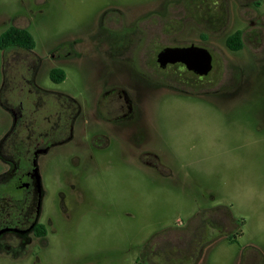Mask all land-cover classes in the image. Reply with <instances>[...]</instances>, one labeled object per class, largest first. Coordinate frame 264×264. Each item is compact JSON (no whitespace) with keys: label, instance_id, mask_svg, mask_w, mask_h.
I'll return each instance as SVG.
<instances>
[{"label":"rangeland","instance_id":"rangeland-1","mask_svg":"<svg viewBox=\"0 0 264 264\" xmlns=\"http://www.w3.org/2000/svg\"><path fill=\"white\" fill-rule=\"evenodd\" d=\"M149 1L0 0V15L12 18L40 7L42 24L34 19L29 31L35 55L43 58L68 41L76 42L71 64L61 65L66 81L54 84L49 68L39 82L47 91L69 94L85 111L90 108V115L98 88L96 75L84 71V52L97 34L98 21L110 8ZM224 1L230 12L223 13V24L215 26L202 17L201 28L217 34L211 45L224 52L216 55L207 79L212 86L205 83L195 97L159 90L142 101L150 146L170 175L145 166L140 153L127 148L124 134L108 126V149L92 156L86 144L91 134L78 136L79 129L55 159L41 161L46 190L42 217L60 218L57 181L68 178L74 157L85 169L82 179L92 202L80 210L83 214L59 221L64 229L49 236L48 249L10 235L8 264H145L143 258L150 264H264V0L254 15L242 7L253 0ZM190 3L181 0L179 7L167 8L170 43L179 23L186 42L198 39ZM254 19L259 24L253 32ZM239 29L247 35L245 47L232 52L224 41ZM1 58L0 53V88ZM209 87L214 93L206 92ZM2 137L0 133V177L10 170L1 155Z\"/></svg>","mask_w":264,"mask_h":264},{"label":"flooded vegetation","instance_id":"flooded-vegetation-1","mask_svg":"<svg viewBox=\"0 0 264 264\" xmlns=\"http://www.w3.org/2000/svg\"><path fill=\"white\" fill-rule=\"evenodd\" d=\"M180 1L159 0L154 4L150 0L145 5L128 9L115 7L104 13L98 21L97 34L86 48L88 51L84 52V71L96 75L94 86L98 88V97L90 115H86L90 108L85 111L69 94L47 91L39 82L41 73L49 68L50 80L54 84L60 85L66 81L61 65L71 64L76 42L74 45L68 41L52 49L43 58L34 53L36 42L33 49H27L17 36L20 30L30 32L34 19L42 24L40 7L31 9L29 14H17L12 18L0 15V53L3 64L0 88V133L3 136L1 155L10 166V170L0 177V264L9 263L10 235L37 242L36 245L26 243L28 246L48 249L49 236L64 229L59 227V221L70 218L74 213L83 214L80 210L92 202L87 197L89 186L82 179L85 169L81 160L74 157L70 169L66 170L68 178L61 183L57 181L58 197L61 199L60 218L57 222L52 217L43 220L46 190L41 161L43 158L48 161L55 159L56 152L64 149L79 129L78 136L86 135L87 138L91 134L86 144L92 156L108 149V126L113 128L114 133L124 134L127 148L139 152L145 166L163 176L170 175L168 168L150 146L147 122L142 117V101L159 90L176 97H195L201 93L202 87H207L205 83L209 86L212 84L207 79L215 69L216 55L223 56L224 52L215 51L211 45L217 34L207 27L201 28L202 17L205 22L218 26L226 21L223 20V13L229 15L230 12L229 7L225 8L224 0H191L190 6L195 9L196 23L200 29L197 32L198 39L186 42L185 37H181L182 25L179 23L178 32L172 37L178 35L170 43V30L165 15L169 6L179 7ZM262 6L260 0L242 5L251 15ZM258 24L257 19L250 21V29L254 32ZM158 28H161V36L157 33ZM10 32L13 35L5 37ZM238 32L241 33L243 46L235 52L244 49L247 35L240 29L225 39L227 49L230 50L228 39ZM192 46L204 48L211 54L213 68L207 76L188 70L183 63L161 66L159 55L164 50ZM56 74L61 75L59 80L55 79ZM211 89L209 87V91L205 90L208 94L214 93ZM148 246L144 251H148ZM142 262L150 264L148 259L143 258Z\"/></svg>","mask_w":264,"mask_h":264},{"label":"water","instance_id":"water-1","mask_svg":"<svg viewBox=\"0 0 264 264\" xmlns=\"http://www.w3.org/2000/svg\"><path fill=\"white\" fill-rule=\"evenodd\" d=\"M162 67L167 64L183 63L188 70L200 76H207L213 68V59L209 51L192 46L190 48H168L159 55Z\"/></svg>","mask_w":264,"mask_h":264},{"label":"trees","instance_id":"trees-1","mask_svg":"<svg viewBox=\"0 0 264 264\" xmlns=\"http://www.w3.org/2000/svg\"><path fill=\"white\" fill-rule=\"evenodd\" d=\"M17 36L20 37V39L22 40V46H24L27 49H33L35 47V39L34 37L30 34V32H28L27 30H20L17 31ZM13 34L10 32L8 34L5 35V37H10ZM242 40H241V33H235L232 36H230V38L228 39V47L230 48V50L232 51H239L242 49ZM61 76V75H60ZM60 76L58 74L55 75V79L59 80ZM62 78H63V74H62Z\"/></svg>","mask_w":264,"mask_h":264}]
</instances>
